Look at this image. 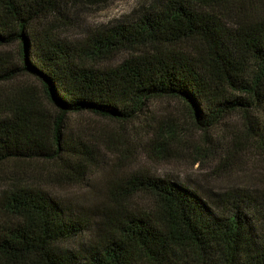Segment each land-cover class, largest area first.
<instances>
[{
    "label": "trees",
    "instance_id": "16d2710c",
    "mask_svg": "<svg viewBox=\"0 0 264 264\" xmlns=\"http://www.w3.org/2000/svg\"><path fill=\"white\" fill-rule=\"evenodd\" d=\"M257 1L162 0L72 44L48 23L65 0H0V47L17 53L0 51V168L42 162L84 174L95 146L69 131L72 114L129 124L167 97L205 131L241 114L264 151ZM123 52L137 54L113 68L93 64ZM19 172L0 188V264H264V192L134 172L99 214L19 181ZM138 195L145 206L131 205Z\"/></svg>",
    "mask_w": 264,
    "mask_h": 264
},
{
    "label": "rangeland",
    "instance_id": "374dc122",
    "mask_svg": "<svg viewBox=\"0 0 264 264\" xmlns=\"http://www.w3.org/2000/svg\"><path fill=\"white\" fill-rule=\"evenodd\" d=\"M162 0H65L63 14L51 16L57 35L72 44L93 33L126 23L151 10ZM167 1V0H164ZM259 9L264 0H258ZM252 7L247 10L252 12ZM230 23L234 17H228ZM16 56V48L0 47ZM130 52L96 59V68L120 65ZM27 79L28 77H24ZM69 131L94 142V159L84 174H69L53 164L0 168V188L7 178L43 187L52 196L72 206H83L101 214L114 197L122 193L116 183L134 173H150L176 181H189L205 189L223 192L248 189L264 192V151L256 141L241 114L235 113L205 131L197 127L184 103L175 98H160L149 103L147 110L134 123L121 124L93 113H74L69 117ZM162 131V136L158 134ZM155 133L157 135L155 136ZM147 197L136 196L131 205L143 207ZM78 241L72 246H77ZM72 248V247H71Z\"/></svg>",
    "mask_w": 264,
    "mask_h": 264
}]
</instances>
